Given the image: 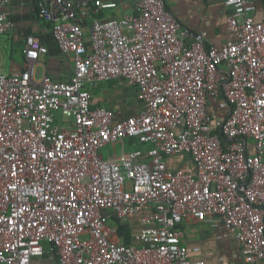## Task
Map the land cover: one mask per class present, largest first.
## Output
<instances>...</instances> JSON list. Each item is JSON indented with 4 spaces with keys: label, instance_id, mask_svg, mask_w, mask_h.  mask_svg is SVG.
<instances>
[{
    "label": "built area",
    "instance_id": "1",
    "mask_svg": "<svg viewBox=\"0 0 264 264\" xmlns=\"http://www.w3.org/2000/svg\"><path fill=\"white\" fill-rule=\"evenodd\" d=\"M9 2L0 0V36L13 27ZM224 4L230 37L207 46L166 0H134L122 18L101 17L113 0L37 1L74 73L36 79L48 47L34 35L22 71L0 67V264H206L178 227L216 216L239 242L241 264H264V17L250 0ZM120 78L143 101L124 119L93 108L88 88ZM221 100L229 111L212 119L208 105ZM59 111L73 122H57ZM127 138L152 146L101 154ZM181 155L195 172L169 166ZM149 206L135 236L141 246L119 242L112 215Z\"/></svg>",
    "mask_w": 264,
    "mask_h": 264
},
{
    "label": "crops",
    "instance_id": "2",
    "mask_svg": "<svg viewBox=\"0 0 264 264\" xmlns=\"http://www.w3.org/2000/svg\"><path fill=\"white\" fill-rule=\"evenodd\" d=\"M37 1L10 0L7 4L6 8L13 27L7 34L0 36V47L4 46L7 49L11 43L13 52L11 55L7 54L8 57L0 59V67L5 73L22 71L26 61L24 53L26 37L34 35L48 47V52L41 54L36 63L35 78L41 79L43 75H48L54 80L69 79L74 73L73 55L64 53L60 49L53 36L51 24L38 15ZM113 1H117L118 6L102 11L101 17L122 18L127 14L134 13V0ZM250 1L256 5L255 17L261 20L264 17V0ZM166 3L177 16L182 28L190 30L193 39L202 38L207 46H221L228 41L230 37L226 19L228 11L224 0H166ZM86 26L89 27L90 23L87 22ZM87 33H89L88 28ZM3 38L4 40H2ZM14 49L17 51L14 52ZM19 50L20 52H18ZM88 88L92 96L93 108H109L115 112L116 119H124L138 114L143 108L138 88L129 85L125 79L93 83ZM207 110L212 119L223 118L227 115L229 107L225 105V100H221L216 104H209ZM60 113H57V122L61 124L73 122V118L64 115L63 112L59 117ZM128 139V141H116L108 144L107 146H110L108 157L103 152L101 154L105 158H110L132 150L146 152L152 146L134 138ZM245 143L249 153L256 152V145L252 139H245ZM167 160L172 169L185 168L192 172L196 171L194 162L189 155L169 157ZM153 210L154 206H149L139 214L124 218L112 215L109 224L118 227L117 240L124 244L141 246L135 237L141 229V217L151 214ZM178 228L183 233L182 243L189 247L194 256L203 258L206 264L242 263L243 255L239 242L236 237L228 233L219 217L208 218L202 222L182 224ZM48 260L51 261L48 264H57L55 259ZM36 264L39 263L36 262Z\"/></svg>",
    "mask_w": 264,
    "mask_h": 264
},
{
    "label": "rangeland",
    "instance_id": "3",
    "mask_svg": "<svg viewBox=\"0 0 264 264\" xmlns=\"http://www.w3.org/2000/svg\"><path fill=\"white\" fill-rule=\"evenodd\" d=\"M4 40V38L2 39ZM10 47H8L7 49L4 48V46L0 47V59L3 58V57H8L7 54L11 55V53L13 52V49L11 47V43H9ZM15 50L17 51V49H14V52ZM20 52V50L18 51ZM5 72V71H4ZM62 113V111H59ZM58 113V112H57ZM59 114V117L62 116V114ZM129 139L127 138L126 141H128ZM109 148L110 146H107L106 148L102 149L101 150V153L103 152L104 155L106 157H108V151H109ZM49 258L47 257H43V258H36L35 260L39 263V264H48L49 262H51L50 260H48Z\"/></svg>",
    "mask_w": 264,
    "mask_h": 264
},
{
    "label": "trees",
    "instance_id": "4",
    "mask_svg": "<svg viewBox=\"0 0 264 264\" xmlns=\"http://www.w3.org/2000/svg\"><path fill=\"white\" fill-rule=\"evenodd\" d=\"M44 20V19H43ZM44 21H46V20H44ZM49 23V22H48ZM134 139H136V138H134ZM137 140V139H136Z\"/></svg>",
    "mask_w": 264,
    "mask_h": 264
}]
</instances>
